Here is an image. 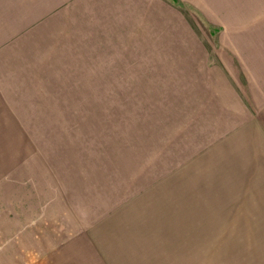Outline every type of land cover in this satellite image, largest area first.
I'll list each match as a JSON object with an SVG mask.
<instances>
[{"label": "rangeland", "instance_id": "obj_1", "mask_svg": "<svg viewBox=\"0 0 264 264\" xmlns=\"http://www.w3.org/2000/svg\"><path fill=\"white\" fill-rule=\"evenodd\" d=\"M203 12L0 0V264H264V128Z\"/></svg>", "mask_w": 264, "mask_h": 264}, {"label": "crops", "instance_id": "obj_2", "mask_svg": "<svg viewBox=\"0 0 264 264\" xmlns=\"http://www.w3.org/2000/svg\"><path fill=\"white\" fill-rule=\"evenodd\" d=\"M200 9L203 16L210 18L211 29L215 33L214 53L216 61L214 67L224 86L227 83L225 97H231L235 102L232 105L242 108L241 113L252 115L256 120L257 130L250 123L255 136L263 135V100H264V39H263V12L248 20L247 11L235 10L229 7L228 0H214L217 2V10L209 15V0H183ZM221 1V2H220ZM174 3V2H173ZM224 6L227 8L225 9ZM243 18L242 22H238ZM237 21V22H235ZM215 73V72H213ZM201 76L198 75L196 80ZM240 113V112H239ZM259 133V134H258ZM261 138V137H260ZM262 139V138H261ZM245 160L247 155L245 153ZM252 162H260L256 167V178H263V159H255Z\"/></svg>", "mask_w": 264, "mask_h": 264}, {"label": "trees", "instance_id": "obj_3", "mask_svg": "<svg viewBox=\"0 0 264 264\" xmlns=\"http://www.w3.org/2000/svg\"><path fill=\"white\" fill-rule=\"evenodd\" d=\"M174 2H176V1H174Z\"/></svg>", "mask_w": 264, "mask_h": 264}]
</instances>
